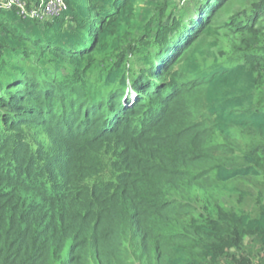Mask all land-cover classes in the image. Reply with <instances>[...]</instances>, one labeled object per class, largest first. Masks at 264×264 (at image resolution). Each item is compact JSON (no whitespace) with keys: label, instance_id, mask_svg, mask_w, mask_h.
<instances>
[{"label":"trees","instance_id":"obj_1","mask_svg":"<svg viewBox=\"0 0 264 264\" xmlns=\"http://www.w3.org/2000/svg\"><path fill=\"white\" fill-rule=\"evenodd\" d=\"M64 2L0 0V264H264V0Z\"/></svg>","mask_w":264,"mask_h":264},{"label":"built area","instance_id":"obj_2","mask_svg":"<svg viewBox=\"0 0 264 264\" xmlns=\"http://www.w3.org/2000/svg\"><path fill=\"white\" fill-rule=\"evenodd\" d=\"M16 5L18 12L22 16L41 19L45 16H54L66 9L64 0H42L36 8H26L20 0H4V6L9 8Z\"/></svg>","mask_w":264,"mask_h":264},{"label":"rangeland","instance_id":"obj_3","mask_svg":"<svg viewBox=\"0 0 264 264\" xmlns=\"http://www.w3.org/2000/svg\"><path fill=\"white\" fill-rule=\"evenodd\" d=\"M235 6H237V5H235ZM245 186H248V187L250 186L249 190H251V185H249L248 183L245 182ZM255 187H257V186H255ZM259 187H260V184H259ZM263 187H264V185H263Z\"/></svg>","mask_w":264,"mask_h":264}]
</instances>
